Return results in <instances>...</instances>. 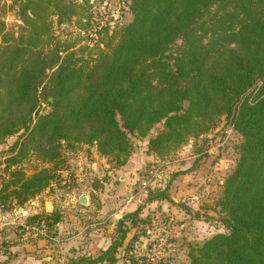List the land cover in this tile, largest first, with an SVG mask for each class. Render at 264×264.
<instances>
[{
  "label": "trees",
  "instance_id": "obj_1",
  "mask_svg": "<svg viewBox=\"0 0 264 264\" xmlns=\"http://www.w3.org/2000/svg\"><path fill=\"white\" fill-rule=\"evenodd\" d=\"M8 1L17 25L7 28L0 4V145L16 140L0 162V211L61 188L64 147H93L116 172L134 141L148 139L147 153L167 161L227 121L241 143L217 201L226 232L189 245L188 264H264V0H128L131 20L87 56L66 39L101 33L95 0ZM62 26L66 33L55 34ZM31 156L42 165L27 172ZM175 177L145 187L142 205L118 220L107 248L73 252L65 264H145L134 253L140 238L169 224L144 209L175 205ZM62 214L36 213L26 225L55 237Z\"/></svg>",
  "mask_w": 264,
  "mask_h": 264
},
{
  "label": "rangeland",
  "instance_id": "obj_2",
  "mask_svg": "<svg viewBox=\"0 0 264 264\" xmlns=\"http://www.w3.org/2000/svg\"><path fill=\"white\" fill-rule=\"evenodd\" d=\"M93 2L97 7L99 16L97 21L100 24L98 29L101 33L98 35L92 33V37H89L88 33L77 32L73 37L66 39L68 42H78L75 48L82 47L80 52L84 56L96 52L98 48L103 49V45L96 47L97 41L102 40L106 33L129 22L132 18L128 10V0H95L91 3ZM0 4L6 5L2 20L9 30L15 29L17 20L9 6L10 1L0 0ZM54 33L64 35L66 28L57 27ZM160 128L157 127L152 135ZM15 140V136L9 137L0 145V162L8 157L10 146ZM147 140L134 141L135 153L146 149ZM240 143L241 138L234 131L232 123L221 121L217 128L208 133L206 137L182 146L167 161L156 159L145 150L143 154H139L141 165L137 167L136 173L138 179L141 180V185L139 181L137 183L139 184L138 195L145 194L146 186H159L166 179L177 174L171 185L172 191L170 190L176 206H173L171 210L166 206L151 207L148 210L150 206L147 205L149 207L146 206L144 209V211L148 210L151 215H158L169 224L166 227L157 226L154 230L157 233L155 238L142 237V241L137 244L136 254L144 259L145 264H188L189 245H200L213 235L226 232L219 221L223 214L220 213L217 201L222 191L223 180L235 167L238 156L237 147ZM70 151L65 147L62 151L68 164L75 156L85 154L90 158L89 156L93 154L89 146L86 149L80 146L76 153ZM91 161L96 162V158H92ZM41 165L33 156L28 157L22 164L27 172H32ZM1 167L3 165H0ZM112 172L108 164H101V170L95 175L94 180L100 184L109 198L115 196L114 188L117 183V175L115 173L113 177L109 175ZM64 191L49 190L47 193L44 191L22 207L7 209L5 212L0 211V264H65L66 259L73 252L85 251L77 244L88 238L85 237L86 226L89 231L99 228L97 225L101 220L95 218V212L101 211V207L97 210L95 206L89 210L90 212L85 209L79 210L72 198H65ZM132 193V191L129 192V194ZM142 203L141 198H136V202H133L131 206L135 209ZM52 207L63 213L57 236L49 237L35 224L30 227L26 225L29 216L40 212L47 213V209L51 213ZM157 210L160 212L157 213ZM113 211L115 208L109 210V212ZM80 213L82 216H78ZM107 226L108 224L103 225L102 228ZM161 232L165 238H161ZM149 240L153 244L150 250L147 248Z\"/></svg>",
  "mask_w": 264,
  "mask_h": 264
},
{
  "label": "crops",
  "instance_id": "obj_3",
  "mask_svg": "<svg viewBox=\"0 0 264 264\" xmlns=\"http://www.w3.org/2000/svg\"><path fill=\"white\" fill-rule=\"evenodd\" d=\"M84 148L86 149L87 146L84 145ZM146 149L144 148L143 151H146ZM90 151H93V154L89 156L90 158H88V155L82 154L79 157L75 156L72 161H69V170L61 173V178H63L65 181L61 183V188L54 187L52 191L60 192V190H65V198H72V200L78 205L79 210L85 209V211L90 212L89 210L93 209L95 206L97 210L99 209V207H101V211L99 210L95 212V218L101 220L99 225H97L99 228L95 231H89L86 226L85 237L88 238H86V240H84L83 242L79 241L77 244L85 249V251H83L82 253L94 255L100 249H105L110 245V239L113 235L118 220H120L126 212L133 211L134 209L131 206L133 202H136V198H141L143 200L145 194L141 196L138 195L139 191L137 190L139 186L136 185L137 181L139 180L136 173L138 171L137 167L141 165L139 164V154H143L142 150L139 153H135L134 151L127 164L123 168H121L120 171L112 172L113 175L114 173L117 175V183H115L114 188L115 196H113V198H109L106 192L103 191L100 184L94 181L96 177L95 175H97L101 170V164H107V161L97 154L95 148L90 147ZM92 158H96V162L91 161ZM95 167H97V169H95ZM94 183L98 185L97 188L94 187ZM171 187L172 186H170V190L172 191ZM48 191L49 190H46L45 193H47ZM131 191L133 193L129 194V192ZM170 195L172 201L175 203L173 194ZM81 196H86L87 204L81 205L79 203V198ZM149 206L150 208H148V210L151 209V207L156 206H166L169 208V210H171L173 206L176 205H172L166 201H162L152 203ZM114 208L115 211L109 212L110 209L113 210ZM52 209L51 212L53 211ZM148 210L144 212L149 213ZM46 211L47 213H49V209H47ZM156 212L159 213L160 211L157 210ZM146 214L143 213V215ZM78 216H82L81 213ZM106 224H108V226L106 228H102V226ZM40 231L43 232L42 230ZM140 241H142V238H140ZM134 253H136V251H134ZM118 264L124 263L121 261Z\"/></svg>",
  "mask_w": 264,
  "mask_h": 264
},
{
  "label": "water",
  "instance_id": "obj_4",
  "mask_svg": "<svg viewBox=\"0 0 264 264\" xmlns=\"http://www.w3.org/2000/svg\"><path fill=\"white\" fill-rule=\"evenodd\" d=\"M79 203H80L81 205H85V204H87V198H86V196H81V197L79 198Z\"/></svg>",
  "mask_w": 264,
  "mask_h": 264
},
{
  "label": "built area",
  "instance_id": "obj_5",
  "mask_svg": "<svg viewBox=\"0 0 264 264\" xmlns=\"http://www.w3.org/2000/svg\"><path fill=\"white\" fill-rule=\"evenodd\" d=\"M111 177H113V174L111 173V174H109Z\"/></svg>",
  "mask_w": 264,
  "mask_h": 264
}]
</instances>
